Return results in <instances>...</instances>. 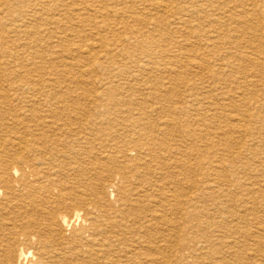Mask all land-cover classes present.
Wrapping results in <instances>:
<instances>
[{"label": "bare ground", "instance_id": "1", "mask_svg": "<svg viewBox=\"0 0 264 264\" xmlns=\"http://www.w3.org/2000/svg\"><path fill=\"white\" fill-rule=\"evenodd\" d=\"M181 1L0 0L5 6L16 2L29 9L17 18L11 17V29L0 32V264H189L188 258L197 259L199 264H253L243 261L234 243L230 247L223 242L225 237L239 234L243 239H257L251 226L258 225L264 243V222L255 215L260 207L264 208V176L254 174L248 184L242 183L240 177L257 172L250 168L258 163L264 168V162H241L242 151L253 156L257 148L264 146V140L257 144L253 136L251 117L242 112L233 115L231 109L232 113H212L210 118L218 119L214 135L223 149L210 154L203 164L196 149L183 147L197 136L194 130L184 129L177 110L161 103L160 98H169L171 92L158 91L154 80L156 84L151 81L149 88H156L152 101L115 98L113 84L120 86L115 81L120 75L105 72L104 64L114 65L117 57L131 61L136 50H143V58L151 59L153 54L147 52L150 44L139 37L171 42L168 31L174 28L183 29L188 38H196L195 46L189 45L193 48L189 50L191 55L182 56L197 74L195 78L208 73L212 83L221 82L223 78L218 75L227 67L235 73L252 67L256 74H263L264 64L259 58L263 50L258 45L249 47V56L236 55V65H210L206 58L210 54L217 57L222 42L230 41L232 47L238 48L246 34H252V41L264 38L260 35L264 30V4L258 6L251 0V9H245L241 1L227 6L228 0H199L200 5L179 9ZM45 12L57 14L48 15L42 28L28 33L23 23ZM89 13H94L95 18L85 17ZM3 20L0 18V24ZM204 22L224 28L223 33H205ZM165 23L170 30L165 29ZM138 25L150 30L142 32ZM20 33L30 38L25 46L33 52H28L27 57L30 56L28 61L38 60L36 65L29 64L40 75V81L19 74L24 68L23 64L18 66L21 57L17 51H4L9 44L5 38ZM88 37L89 44L85 43ZM170 44L160 55L170 53L168 74L174 85L184 77L174 68L180 57L177 48L184 50L185 44ZM49 45L53 50L50 54L58 60L56 65L44 62L43 50L47 52ZM197 52L200 53L196 55ZM149 64L143 60L136 68L145 73ZM98 72L101 75L91 80ZM47 73L64 79L70 74L67 83L78 87L65 91L46 89L50 81L41 77ZM130 78L137 82L136 77ZM53 84L60 83L55 80ZM145 90L139 88L134 93L145 97ZM224 94L219 97L224 98ZM240 99L242 95L238 94L236 101ZM179 101V110L185 113L183 100ZM240 135L253 138L245 145ZM196 138L213 143L210 134ZM227 149L232 151L230 156L224 155ZM198 172L204 175L203 181L193 179ZM225 174L232 178L227 180ZM234 198L240 210L232 206ZM208 205L221 215L219 222L210 220ZM240 224L245 229L241 232ZM65 229L71 232L66 235ZM202 229L210 230L209 234H203ZM197 231L208 247H194ZM219 231L222 236L212 239ZM222 245L226 253L221 252ZM258 250L264 253L261 247ZM185 251L188 255L183 254Z\"/></svg>", "mask_w": 264, "mask_h": 264}, {"label": "rangeland", "instance_id": "2", "mask_svg": "<svg viewBox=\"0 0 264 264\" xmlns=\"http://www.w3.org/2000/svg\"><path fill=\"white\" fill-rule=\"evenodd\" d=\"M9 1H12V0H9ZM61 1L67 3V2H70L72 0H61ZM196 1H197V3H195ZM219 1H223V0H219ZM240 1L242 2L241 6H243L244 8L246 6L245 9H247V8L251 9L249 7V5L251 4V0H230V1L228 0L229 4L227 6L236 5V3L239 5ZM255 1L257 2L258 6H261L262 4H264V0H260V1L259 0H255ZM51 2H52V0H51ZM192 4L200 5L199 0H184V1L182 0L180 2V4L178 5V8L179 9H188V8H190V6ZM41 5H43V4H41ZM48 5H50V3ZM118 8H121V6H118ZM25 12H29V9L27 8L26 5H24L22 3H16V2L15 3H9L6 6L2 5L0 3V18H4L5 19V20L1 21L2 23L0 24V26H1L0 27V29H1L0 32L3 29H11L10 28L11 25H9V23H10L9 19L11 17H16L17 18L18 15H23ZM9 13H10L11 16L9 15ZM52 14L56 15L57 13L56 12L55 13L45 12L42 15H40L39 17H37V18H33L31 20H27L25 23H23V25H25V27H26V31L28 33H31L33 31V29L36 28V27H40L41 26V28H42L44 26V24H45V20L48 17V15L51 16ZM95 16L96 15L94 13H89V15H86L85 17H87L88 19H94ZM53 17H54V15H53ZM113 19L114 18L112 17L111 20H113ZM37 21H39V22H37ZM199 22H200V20H199ZM201 22H203V20H201ZM129 25H131V24H129ZM203 25L204 26L206 25L205 27L203 26V29H204L205 33L208 32V31H210V32L213 31L214 33H212V34H214V36L215 35L218 36V34L220 35V33H223V29L224 28H222L220 30L218 26H214L213 24H209V23H205V22L203 23ZM138 26L139 27H137V28L141 29L142 32H144V31L146 32L147 30H150V29H147L146 26H144L145 28L143 26H141V25H138ZM164 26H165V29H167V31L170 30L168 28L167 24L164 25ZM119 27H121V25ZM170 27L172 28V26H170ZM172 30L173 31L170 30L168 32L171 33V40L175 41L176 46H178L177 42L185 44L184 45L185 46L184 50H179V48H177V52L180 55V57H179V60H178V64L175 66L174 69L177 71V73L180 72L179 75H182V74L184 75V77L182 79L180 78V80H178L179 83L177 82V83H175L173 85V83L170 81L171 80V76L168 74L170 69H171V61H172L171 58H169L170 57V53L167 52L168 54H166V55H169V56H165V57L161 56L162 54L160 55L161 50H165L168 47H170L171 46L170 43H172V41L171 42L167 41V42L164 43V42L158 41L155 38H154V40L150 41V40H146L145 36H142V37H139V40L142 41L143 43L147 44V45L150 44V46H148V48H147L148 49L147 52L153 54L151 59L148 60L146 58H143V56H144V51L143 50H136L135 51L136 57L134 59H132L131 61H124V60L121 59V57H117V58H115L114 65L104 64V67L106 69L105 70L106 74L108 72H112L114 75L115 74H119L120 75L119 79L115 80V81H117L120 84V86L118 84H117L118 86L116 84H113L114 88H116L113 91V96H115V98H118V97L119 98H127V97H129V99H131V100H135V98H137V99L146 98L147 100L152 101L153 100L152 99L153 96L151 94L153 93L152 91L156 90V88H157L158 91H160V92L162 91L161 93H163V94L166 93V92L167 93L171 92L170 95H169L170 96L169 98L168 97L165 98V99L164 98L163 99L160 98L161 103H163L165 106H168V107H171V108H175L177 110V113H178L177 119L180 120V122L184 126V129H188L189 128L192 131L194 130V133L197 136L206 133V134H210L211 137H212L213 143H209V142L205 143L203 141H200L198 138H196L197 136L196 137L192 136L194 138L192 140V142L188 141L186 143L187 145L183 144V147L185 146V148L186 147L188 148V147L191 146L194 149H196L198 151V157H200V162H202L203 164H205V162L207 161V157H209L210 154L219 153L220 150L223 149V146L218 144L217 138L215 137L216 135H214V128L213 127H214V125L217 124L218 119L217 118H212V119L210 118L211 114L215 113L217 111L219 113H223V114L232 113L234 111L232 113L233 115L237 114L238 112H242L243 114L246 113L247 115H249L251 117L250 119H252L251 123H250V126L254 128V129L252 128L254 130V135L253 136H256L255 139L257 138L256 139V142L258 141L257 144L259 142L263 141L264 140V90H263V87H264V84H263L264 83V72H263V74H258V73L256 74L252 67H250V68L247 67L246 70L240 69L239 71H237L235 73L229 67H227V68H225L224 72L222 71L221 74L218 75V77H222L223 78L221 80V82H223V83H221V82H213L214 83L213 84L212 83V79L209 80L210 76H209L208 73H207V75L205 73H204V75L201 74V77H196L195 78V76L197 74H195V72L192 70L193 68H191L187 63L185 64V62H186L185 58L188 57L189 54L191 55V53H189L190 52L189 50L190 49H191V51L193 50V48L191 46H195V44L197 42L196 38H194V39L192 37L188 38L187 34L185 33V31L183 29H174L173 28ZM204 31L202 32V34H204ZM263 32H264V30L262 32H260L261 34L260 33L259 34L264 37V34H262ZM9 35L4 40L6 43L9 40V44H7L5 46L6 50H4V51H6V52H11L12 51V53L17 51L18 54H20L21 59L19 60V65L18 66L23 64L22 67L24 69L20 70L19 74L21 76L25 77L26 79L29 78L31 80L40 81V78H38L40 75H38L36 72H33V70H31L33 68V66L30 65V64H33V65L38 64V60L28 61V59L30 60V58H29L30 56L27 57V53L28 52L29 53L33 52V50L31 48L29 49L28 47L25 46V44L30 41L29 40L30 38L25 33H20V34H18L16 36L14 34H9ZM10 37H12V39ZM244 37H245L244 38L245 42L241 43L240 47H238V48L232 47L233 44H229L230 41L226 42L225 44L222 42L221 43L222 44V48H221L219 54L217 53V57L214 54L208 55L207 58H206L207 63H209L210 65H212V63H213L216 66H225V64L233 62V59H234V57L236 55L240 54L241 56H249L250 53H251L250 50H249V47L258 45V46H261V49L263 50V54H261V56L259 58L261 60L260 62L264 64V38H261L259 41H252V34L251 33L246 34ZM2 40H3V37L1 38L0 41H2ZM87 40H89V37L85 39V43H88V44L91 43L90 41H87ZM152 41H153V43H152ZM189 45H191V46H189ZM52 46H54V45H52ZM162 47H163V49H162ZM46 50H47V52L45 50H43L45 52L44 53V56H45L44 62H46L48 65H51V64H55L56 65L58 60H56V58L52 57V55L50 54V52L53 51L51 49V46L50 45L47 46ZM1 52H2V55H3V51L0 50V53ZM199 53L200 52H197L196 55H198ZM192 55H195V54L193 53ZM182 56L185 57V58H183ZM143 60H146V61H148L150 63L149 67H147L145 73L143 72L144 74L142 72H140L136 68V66L140 64V61H143ZM158 63H161V66L154 65V64H158ZM232 64L236 65L237 63L233 62ZM245 64L246 63H243L242 66L245 67ZM16 65H17V63H16ZM69 73H72V71L71 72L69 71ZM101 73L102 72H98V74L92 76L91 80L96 79L97 77H99L101 75ZM159 73H161V74H159ZM48 74H50V73H47V74H45L44 76L41 77V79H48V81H50L49 82V86L46 89H56V90H58V89L60 90L61 89V91H63L64 89L65 90H72V89L76 90L75 88L78 87L77 86V87L74 88L72 85H69L67 83L68 82L67 80L71 77V76H69L70 74L65 79L62 76H60V75H56L55 73H51V75H48ZM131 76L132 77H136L137 78V82L131 81V78H130ZM140 76L145 81L142 78H140ZM204 76H205V78L202 80V82H204V84H202V82H200L199 79L203 78ZM243 77H245V78H243ZM35 78H37V79H35ZM184 78H187V79L184 80ZM55 80L59 81V83L62 86L60 84H53V81H55ZM154 80H155V82L157 81L156 83H157L158 87H156L155 90L150 91L149 88L152 87L151 85L153 83L156 84L154 82ZM186 80H188V81H186ZM140 82H141V84H140ZM243 82H245V83H243ZM65 83L67 84V86H66ZM127 83H129V84H127ZM150 83H152V84H150ZM185 83H187V84H185ZM207 83H212V84H207ZM220 83H221V85H219ZM253 83H254V86H253ZM178 85H179V87H178ZM208 85H210V88H209ZM242 86H244L245 88L242 87ZM198 87H200L201 89L198 88ZM202 87H204V88H202ZM224 87L225 88L227 87L226 88L227 90ZM139 88H140V90H145L146 89L143 92L145 97H142L141 95H139L138 92L134 93V91L136 92V90L139 89ZM235 89H237L238 91L236 90L237 91L236 92ZM78 92L80 93V91H77V93ZM131 92H133V94ZM211 92H212V94H211ZM223 92L226 94V96L224 98L219 97L220 94H222ZM228 93H229V95H228ZM253 93H255V94H253ZM200 94H201V96H200ZM238 94L242 95V99L236 101ZM179 99L183 100V108H184L185 113H181L182 111L179 110V109L182 108V105L179 106V104H178V102H180ZM76 100H77V102H80V101L83 102L82 99H76ZM201 102H203V103H201ZM212 106L215 107V108H213ZM233 107L234 108L237 107L238 109L236 108L237 110H235ZM230 109L233 110V111H231ZM208 114H210V115H208ZM255 116H257V117H255ZM214 121L215 122L217 121V122L215 123ZM260 122L262 123V125H261ZM207 124H208V127H207ZM261 126H262V128H261ZM208 130H211V131H208ZM255 130H256V132H255ZM240 136H241V139H243L242 141L246 142L245 145H248L250 140H252L251 138H253L252 136L245 135L246 136V139H245V137L243 135H240ZM184 138L189 139V137H186V136H184ZM248 140H249V142H248ZM257 149L255 151V155H253L254 157L252 156V154H248L247 152L244 153L245 151H242V153H243L242 154L243 155L242 158L243 159H242L241 162L242 163H247L248 162L250 164H252L254 162H264V160H263L264 159L263 158L264 157V152H263L264 151V146L263 147L262 146L259 147L258 150ZM231 152H232L231 149H227V152H224V155H229L230 156ZM261 153H262V155H260ZM247 154H248V156H247ZM194 157H193V160L197 162V157L196 156H194ZM255 157H257V158H255ZM251 158H253V159H251ZM263 166H264V163H263ZM250 169H255L257 172L253 173V172L250 171V172H247L246 174L240 175V177L243 179V180L241 179L242 183H246V184L250 183V180L252 181V177H253L254 174L258 175L260 173L259 175L264 176V173H262V171L264 172V168L260 167L259 163H258L257 167L251 166ZM225 176H227V178H226L227 180H230L232 178L230 174H227V175L225 174ZM228 176H229V178H228ZM193 179L195 181H197V182L203 181L204 175L202 173H200V172L195 173V175L193 176ZM253 182H257L258 183V181H256V180L255 181L253 180ZM232 189L234 190L233 187H231V190ZM261 191L264 193V188L261 189ZM262 199L264 200V198H262ZM232 201L236 202L235 198ZM222 203L224 204L225 202L222 201ZM235 204H236V206H235ZM237 204L239 205L238 202L233 203L232 206L235 207L236 210H240V208H239V206ZM227 205H229V203ZM207 208L209 209V215L208 216L211 218L210 220L212 222H219L221 220V219H219L221 215L219 213H217V212H213V210L211 209V206L208 205ZM255 215H256V217H258L260 220H262L264 222V208L260 207ZM247 219L253 220L254 217L253 216H248ZM254 226L253 225L251 226V229H253V231H255V233H253L254 237L255 238L258 237L257 239L260 240L262 243H260L257 239H253V237L252 238H248V239H250V241L247 238L243 239L241 237V234H239L238 236L229 235L228 238L225 237L226 239L225 238L223 239L224 240L223 242L226 243V244H229V245L231 244L230 247H233V243L236 245V247H239L238 249H239V251L241 253V257H242L243 261L249 262V263H253V264H261V263L264 264L263 263L264 262V253L263 252L262 253H258V251H259L258 248L260 249V247H261V250L264 251V246H263L264 243H263V240H261V236L262 235L260 236V232H259L260 228L257 227L258 225H254ZM240 227H242L240 232L245 230L243 228L244 227L243 225H241ZM254 229H256V230H254ZM65 230H66L65 231L66 235H68L71 232V230L69 232V229H65ZM237 230H239V229H237ZM205 232L207 234H209L208 232H210V230L206 231V230L202 229V233L204 234ZM257 234H258V236H257ZM212 236H213L212 239L213 238L216 239L219 236H222V234L219 231V232H217L216 234H214ZM232 240H234V241H232ZM245 243H246L247 246L243 245ZM193 244H194V247L197 248V250L202 249V247H208L207 244L205 243L200 231H197L195 233V237L193 239ZM238 244H241L243 246L241 247V245H238ZM253 244L256 247H254ZM204 245H206V246H204ZM219 247H222L221 248V252L224 250L223 253H226L228 251V250L226 251V249L224 248V247H226L225 245H222V246H219ZM251 247H253V248H251ZM179 248L180 247H175L174 249H179ZM174 253H172V254H174ZM188 253H189L188 251L183 252L184 255H188ZM255 255L256 256L258 255V257H256ZM173 256L174 255H172L171 257H173ZM171 257H170V260H171ZM259 260L260 261L263 260V261L260 262ZM187 262L189 264H199L198 263L199 261L197 259L195 260L194 258H188Z\"/></svg>", "mask_w": 264, "mask_h": 264}]
</instances>
